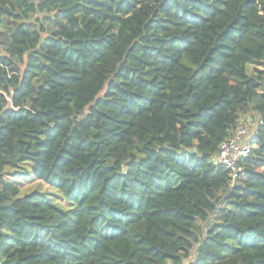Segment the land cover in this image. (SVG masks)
<instances>
[{"label": "trees", "instance_id": "16d2710c", "mask_svg": "<svg viewBox=\"0 0 264 264\" xmlns=\"http://www.w3.org/2000/svg\"><path fill=\"white\" fill-rule=\"evenodd\" d=\"M0 260L264 264V0H0Z\"/></svg>", "mask_w": 264, "mask_h": 264}, {"label": "built area", "instance_id": "2783aa9c", "mask_svg": "<svg viewBox=\"0 0 264 264\" xmlns=\"http://www.w3.org/2000/svg\"><path fill=\"white\" fill-rule=\"evenodd\" d=\"M257 123L260 124L261 121L258 120ZM254 126V121H251L248 127L244 122L240 123L233 134L218 146L215 161L230 171L232 180L243 174L241 161L249 156L252 150L251 138Z\"/></svg>", "mask_w": 264, "mask_h": 264}, {"label": "rangeland", "instance_id": "374dc122", "mask_svg": "<svg viewBox=\"0 0 264 264\" xmlns=\"http://www.w3.org/2000/svg\"><path fill=\"white\" fill-rule=\"evenodd\" d=\"M251 118L244 119L243 122L244 124L248 127V125L251 122ZM249 123V124H248ZM25 176V175H24ZM21 176L17 179H14V183L18 185V187L22 190L29 191L32 189H38L42 190L44 192H47L48 195H51V192H55V190L47 185H45L42 181L40 180H34L31 176L26 175L25 177ZM57 194V193H56ZM58 203L67 206L68 204L61 198L58 197V199H55Z\"/></svg>", "mask_w": 264, "mask_h": 264}, {"label": "water", "instance_id": "95a60500", "mask_svg": "<svg viewBox=\"0 0 264 264\" xmlns=\"http://www.w3.org/2000/svg\"><path fill=\"white\" fill-rule=\"evenodd\" d=\"M0 264H2L1 260H0Z\"/></svg>", "mask_w": 264, "mask_h": 264}]
</instances>
